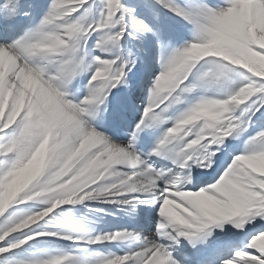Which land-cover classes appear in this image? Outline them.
<instances>
[{
	"label": "snow or ice",
	"instance_id": "obj_1",
	"mask_svg": "<svg viewBox=\"0 0 264 264\" xmlns=\"http://www.w3.org/2000/svg\"><path fill=\"white\" fill-rule=\"evenodd\" d=\"M0 264H264V0H0Z\"/></svg>",
	"mask_w": 264,
	"mask_h": 264
},
{
	"label": "rangeland",
	"instance_id": "obj_2",
	"mask_svg": "<svg viewBox=\"0 0 264 264\" xmlns=\"http://www.w3.org/2000/svg\"><path fill=\"white\" fill-rule=\"evenodd\" d=\"M29 203L32 204L34 202H29ZM96 206H99V205H96ZM64 210H71L72 212L76 213L77 216H79L80 214L86 212V210L84 209L83 205H75V206L65 205V206H60L57 210H54V211L62 212ZM113 211H115L116 214L115 215H110V216H105L104 217V221L105 222L102 223V224H98L96 226L98 229H103V230L107 231V230H111V229H113L115 227L120 226L121 224H125V223L128 222L127 218L123 217L118 209H114V208H109L108 209L109 213H112ZM37 223H40V222H37ZM115 225H118V226H115ZM29 227H33V226H29ZM19 231H21V232L22 231H26V229L25 230H19ZM12 235H16V234H12ZM48 240H51V238L40 237V238H37L34 241L27 242L21 249H16V250H13V251H14V253H16L18 255H25L24 249H29V251H31L32 250V246H35L37 248L44 247L45 245L43 243H41L40 241H48ZM52 243L56 244L57 246L65 247V248L75 247L74 245L70 244V242H67V241L55 240V241H52ZM92 247L94 249H98L99 251H104L105 250V248H103V247H101L99 245H93ZM109 247H111V246H109ZM112 250H115V248H112Z\"/></svg>",
	"mask_w": 264,
	"mask_h": 264
},
{
	"label": "bare ground",
	"instance_id": "obj_3",
	"mask_svg": "<svg viewBox=\"0 0 264 264\" xmlns=\"http://www.w3.org/2000/svg\"><path fill=\"white\" fill-rule=\"evenodd\" d=\"M115 226H118V225H115Z\"/></svg>",
	"mask_w": 264,
	"mask_h": 264
}]
</instances>
